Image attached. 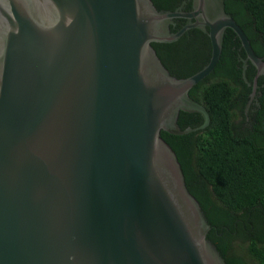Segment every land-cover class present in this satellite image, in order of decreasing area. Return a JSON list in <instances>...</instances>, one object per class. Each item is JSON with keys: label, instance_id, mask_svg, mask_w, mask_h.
I'll use <instances>...</instances> for the list:
<instances>
[{"label": "water", "instance_id": "water-1", "mask_svg": "<svg viewBox=\"0 0 264 264\" xmlns=\"http://www.w3.org/2000/svg\"><path fill=\"white\" fill-rule=\"evenodd\" d=\"M191 28L210 57L178 78L151 43ZM226 28L256 69L250 103L264 59L224 0H0V264H226L160 134L208 125L188 91ZM180 111L204 122L182 130Z\"/></svg>", "mask_w": 264, "mask_h": 264}, {"label": "trees", "instance_id": "trees-1", "mask_svg": "<svg viewBox=\"0 0 264 264\" xmlns=\"http://www.w3.org/2000/svg\"><path fill=\"white\" fill-rule=\"evenodd\" d=\"M152 2L162 10H174L181 4L184 10L191 9V0ZM224 2L254 52L264 59V0ZM183 21L175 18L178 26L170 30L176 31ZM190 33L195 39L186 44ZM151 45L170 74L178 78L202 68L211 53L209 37L199 28L189 29L174 42ZM245 57L238 36L226 28L215 68L188 91L207 111L208 125L189 133H160L174 150L186 186L210 225L207 239L226 264H264V112L251 124L242 123L255 75L249 61L244 70ZM262 82L259 77L258 85ZM203 122L201 115L187 111H180L177 118L182 130L198 128Z\"/></svg>", "mask_w": 264, "mask_h": 264}, {"label": "flooded vegetation", "instance_id": "flooded-vegetation-1", "mask_svg": "<svg viewBox=\"0 0 264 264\" xmlns=\"http://www.w3.org/2000/svg\"><path fill=\"white\" fill-rule=\"evenodd\" d=\"M184 22H185V19H184L183 23H180L179 27H181L184 24ZM170 26H172V28H175L176 26H178V23L174 22ZM193 36L194 35H192V33L188 34L187 37H185V43L186 44L191 43L195 39ZM255 74H256V69H255ZM259 77H261V79L263 81L262 84L258 85V87L256 88V92L251 99V102L248 103L250 98H251V93H252V90L250 91L248 101L246 102V106L244 109L245 121L242 122L245 125L251 124L250 121H254V119H257V117H258V115H260V113L264 112V91H263L264 75H260V76H258V78Z\"/></svg>", "mask_w": 264, "mask_h": 264}, {"label": "rangeland", "instance_id": "rangeland-1", "mask_svg": "<svg viewBox=\"0 0 264 264\" xmlns=\"http://www.w3.org/2000/svg\"><path fill=\"white\" fill-rule=\"evenodd\" d=\"M240 252H242V250L240 249Z\"/></svg>", "mask_w": 264, "mask_h": 264}]
</instances>
